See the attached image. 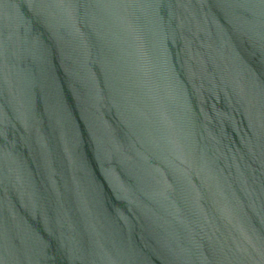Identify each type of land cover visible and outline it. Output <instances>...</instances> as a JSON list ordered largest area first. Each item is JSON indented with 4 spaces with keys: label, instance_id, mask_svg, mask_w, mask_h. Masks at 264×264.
<instances>
[{
    "label": "water",
    "instance_id": "obj_1",
    "mask_svg": "<svg viewBox=\"0 0 264 264\" xmlns=\"http://www.w3.org/2000/svg\"><path fill=\"white\" fill-rule=\"evenodd\" d=\"M0 264H264V0H0Z\"/></svg>",
    "mask_w": 264,
    "mask_h": 264
}]
</instances>
